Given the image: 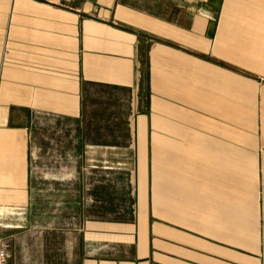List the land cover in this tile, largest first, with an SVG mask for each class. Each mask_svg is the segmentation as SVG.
Segmentation results:
<instances>
[{
    "label": "crops",
    "instance_id": "crops-1",
    "mask_svg": "<svg viewBox=\"0 0 264 264\" xmlns=\"http://www.w3.org/2000/svg\"><path fill=\"white\" fill-rule=\"evenodd\" d=\"M9 264H264V0H0Z\"/></svg>",
    "mask_w": 264,
    "mask_h": 264
},
{
    "label": "built area",
    "instance_id": "built-area-1",
    "mask_svg": "<svg viewBox=\"0 0 264 264\" xmlns=\"http://www.w3.org/2000/svg\"><path fill=\"white\" fill-rule=\"evenodd\" d=\"M51 6L68 7L73 1L84 0H36ZM0 264H9V250L8 245L0 241Z\"/></svg>",
    "mask_w": 264,
    "mask_h": 264
},
{
    "label": "rangeland",
    "instance_id": "rangeland-1",
    "mask_svg": "<svg viewBox=\"0 0 264 264\" xmlns=\"http://www.w3.org/2000/svg\"><path fill=\"white\" fill-rule=\"evenodd\" d=\"M8 250H9V247H8Z\"/></svg>",
    "mask_w": 264,
    "mask_h": 264
}]
</instances>
